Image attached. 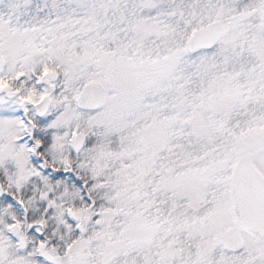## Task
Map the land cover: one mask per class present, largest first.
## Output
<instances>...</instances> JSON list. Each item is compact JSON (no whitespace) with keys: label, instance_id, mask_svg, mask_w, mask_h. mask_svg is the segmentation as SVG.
I'll use <instances>...</instances> for the list:
<instances>
[{"label":"snow or ice","instance_id":"snow-or-ice-1","mask_svg":"<svg viewBox=\"0 0 264 264\" xmlns=\"http://www.w3.org/2000/svg\"><path fill=\"white\" fill-rule=\"evenodd\" d=\"M0 264H264V0H0Z\"/></svg>","mask_w":264,"mask_h":264}]
</instances>
